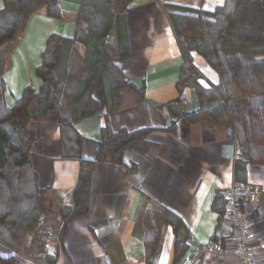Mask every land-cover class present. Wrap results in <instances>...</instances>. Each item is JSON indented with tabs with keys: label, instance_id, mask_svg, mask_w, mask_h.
I'll return each instance as SVG.
<instances>
[{
	"label": "crops",
	"instance_id": "1",
	"mask_svg": "<svg viewBox=\"0 0 264 264\" xmlns=\"http://www.w3.org/2000/svg\"><path fill=\"white\" fill-rule=\"evenodd\" d=\"M84 0H58L60 18L49 16L48 0H26V21L17 45L7 56L4 100L13 108L27 87L38 93L42 80L37 70L51 36L74 39ZM226 0H131L126 14L129 50L119 56L117 31L108 51L132 85L121 92L116 109H106L102 90L94 98L98 112L73 123L83 140L82 157L94 163L91 175L90 210L65 226L63 209L74 207V194L81 164L73 158V140L59 125L30 123L38 141L31 154V168L45 193L46 211L38 227L26 232L14 264H175L177 242L182 258L198 246L217 243L222 256L204 254L199 264H239L232 246L233 226L213 211L217 197L233 183L258 187L257 207L243 204L252 239L255 264H264V166L247 164L236 173L242 160L237 131L231 126L211 128L193 124L184 115L197 111L195 89L180 91L178 83L186 58L180 48L172 13L186 9L213 13ZM174 6L182 10H173ZM4 7L0 0V9ZM109 35V37H110ZM109 39V38H108ZM86 47L77 43L70 59L64 93L70 111L74 84L81 80ZM257 60L264 63V56ZM193 67L204 77L203 88L215 87L220 76L198 54H191ZM207 67L216 79L206 77ZM113 132L153 131L144 153L127 151L125 166L100 162L98 143L103 130ZM178 220L180 221L178 223ZM65 233L63 243L60 235ZM4 257L11 256L0 245Z\"/></svg>",
	"mask_w": 264,
	"mask_h": 264
},
{
	"label": "trees",
	"instance_id": "2",
	"mask_svg": "<svg viewBox=\"0 0 264 264\" xmlns=\"http://www.w3.org/2000/svg\"><path fill=\"white\" fill-rule=\"evenodd\" d=\"M24 1L4 0L11 10L0 19V48L8 42L6 49L0 50V245L11 252L9 257L0 253V264H14V255L20 253L25 233L35 231L46 211L45 193L40 190L37 175L31 168L32 150L39 144L29 124H57L64 135L73 140V154L66 151L65 157L80 162L81 176L74 194V207L61 211L67 227L73 218L89 214L94 166L93 162L82 157L83 140L73 123L98 112L100 106L94 98L98 87L109 113L116 109L122 90L132 87L107 47L108 37L115 28L119 56L127 57L126 14L131 0H84L75 38L54 35L48 40L42 64L37 70L42 80L40 91L36 93L27 87L15 106L7 108L4 74L7 56L17 45L23 28ZM57 1L48 0V14L54 18L61 16L59 8L54 5ZM165 8L182 10L174 6ZM88 15L87 23L83 25L82 19ZM204 16L213 19L205 20ZM170 18L186 58L178 88L180 91L195 89L199 104L197 111L186 113L184 117L193 124L236 129L242 154V160L237 163V175L239 171H245L247 164L264 166V86L255 73V68L264 69V63L262 66L257 61L258 57L264 56V0H226L225 5L213 13L186 9L184 14H170ZM190 27L196 32L193 38L188 34ZM77 43L86 47V76L76 84L70 111H67L62 104L63 90ZM193 52L220 76L217 86L203 88L200 85L202 77L191 61ZM152 132L146 129L136 132L104 129L98 143V160L125 166V153L146 152L147 139ZM213 211L218 214L220 222L224 220L223 197L215 199ZM64 235V232L60 235L62 243ZM181 249L177 242L175 264L183 259H180Z\"/></svg>",
	"mask_w": 264,
	"mask_h": 264
},
{
	"label": "built area",
	"instance_id": "3",
	"mask_svg": "<svg viewBox=\"0 0 264 264\" xmlns=\"http://www.w3.org/2000/svg\"><path fill=\"white\" fill-rule=\"evenodd\" d=\"M260 194L261 191L258 187H251L239 182L233 183L223 194L226 217L233 226L234 255L239 264H255L250 250L251 228L242 205L245 203L257 207L260 204ZM207 253H215L220 256L224 254L222 247L215 242L198 245L192 248L179 264H199L201 257Z\"/></svg>",
	"mask_w": 264,
	"mask_h": 264
},
{
	"label": "rangeland",
	"instance_id": "4",
	"mask_svg": "<svg viewBox=\"0 0 264 264\" xmlns=\"http://www.w3.org/2000/svg\"><path fill=\"white\" fill-rule=\"evenodd\" d=\"M3 2H4V0H3ZM11 10V8L8 6H6L5 5V2H4V7H2L1 9H0V15H1V17H0V19H2L3 17H4V14H5V12L6 11H10ZM6 16H7V12H6ZM205 18H203V19H205V20H209V21H212V17H209V16H204ZM26 18H27V15L25 16V14H24V17H23V22L24 21H26ZM89 18V15L88 16H85L83 19H82V24L84 25V24H86L87 23V19ZM191 28V27H190ZM195 30L194 29H190L189 31H188V34H189V37H194L193 35H195ZM109 39H108V41H109V45H110V48H111V44H112V42H115V34L114 33H112L111 35H110V37H108ZM8 45V42H5V44H3V46H1V48H0V50L1 51H3V50H5L6 49V46ZM195 53V52H194ZM197 54V53H196ZM258 62H260V61H262V60H257ZM207 63V62H206ZM211 68V67H210ZM212 69V68H211ZM213 70V69H212ZM203 72V74L206 76V77H208V78H211V79H213V80H215L216 79V77H215V73L214 72H212L208 67H207V70L206 71H202ZM255 73H256V75L258 76V78H259V80H260V82H261V84H262V86H264V69H262V68H255ZM68 74H69V71H68ZM68 74H67V78H66V80H65V84H64V90H63V99H64V105L67 103V101H66V99H65V96H64V93H65V91H66V87H67V79H68ZM201 75V74H200ZM201 77H202V79L204 78L202 75H201ZM79 82V81H78ZM77 82V83H78ZM77 83H75L74 84V89L73 90H75V87H76V84ZM73 94H74V91H73ZM73 94H72V96H73ZM234 95H235V93H234ZM236 96H238V95H236Z\"/></svg>",
	"mask_w": 264,
	"mask_h": 264
}]
</instances>
